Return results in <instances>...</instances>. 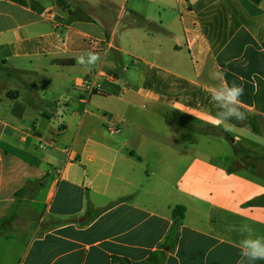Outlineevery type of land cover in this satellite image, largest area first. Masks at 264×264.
Segmentation results:
<instances>
[{"label":"crops","instance_id":"crops-1","mask_svg":"<svg viewBox=\"0 0 264 264\" xmlns=\"http://www.w3.org/2000/svg\"><path fill=\"white\" fill-rule=\"evenodd\" d=\"M141 1L155 12L119 31L66 0H0V264H245L244 225L264 237V0ZM233 83L244 120L192 99ZM227 133L234 166L209 147Z\"/></svg>","mask_w":264,"mask_h":264},{"label":"rangeland","instance_id":"rangeland-1","mask_svg":"<svg viewBox=\"0 0 264 264\" xmlns=\"http://www.w3.org/2000/svg\"><path fill=\"white\" fill-rule=\"evenodd\" d=\"M66 1L70 2L72 4L71 11L75 14V17L78 18L81 16H91L92 18L97 20L101 25H103L106 28L107 27L111 28L115 24H119L118 25V26H120L119 31H122V27L126 23L135 22V21L140 22V20L136 19L135 16L131 12L136 6H139L140 4H142L141 0H115L116 1V2H114L115 5H112L109 7L107 6V0H66ZM142 6L144 7L143 10H145V12H147L148 14H153V12H155V10H156L155 7L151 3H148V2L143 3ZM66 8H68L67 5H66L65 9ZM91 8L92 9L94 8L95 10L96 9L101 10V11H98L97 13L92 12V11H90ZM103 10H105L106 12L109 11L110 19H108L106 21L101 19L100 16L102 15ZM65 14L68 15L67 13H65ZM130 69L134 70L133 67H131ZM160 76L163 78H167V76H165V74H163V72H161ZM169 78H171V76L168 75L167 79H169ZM51 83H52V81L49 80V86L51 85ZM195 99H197L200 102L201 108L204 109L203 105L205 103H203V102L205 99L204 98H201V99L195 98ZM205 109L210 110L208 105H207V108L205 107ZM229 136L232 137V135H230V133L224 134V136H220L221 138L224 139L222 144H220L219 142L209 141L212 143L211 146H209V147H211L216 152V154L213 155V157L216 158V156H217V158H223L218 163H221L224 166H231V165L234 166L235 164L237 165L238 163H241V157H243L242 154H239V152H236L237 150H241V147L238 146V148L235 149V145H232V142L229 139ZM248 137L250 138L249 140H253L257 144H259V146H257V147H260L264 151V135L257 136V135H253V134H248ZM247 144H248L247 140H244L242 142L243 146H247ZM221 154H222V156H221ZM254 159H256V158H254ZM243 173L246 174L247 176H250V177L256 179V180H262L259 173H257L255 170H253L250 167H248V169H244ZM4 245L6 247L8 245V242H5L4 240H0V250H3V251L6 250L4 248ZM14 246H15V244H14Z\"/></svg>","mask_w":264,"mask_h":264},{"label":"clouds","instance_id":"clouds-1","mask_svg":"<svg viewBox=\"0 0 264 264\" xmlns=\"http://www.w3.org/2000/svg\"><path fill=\"white\" fill-rule=\"evenodd\" d=\"M99 56L96 53L88 52L78 58L77 63L82 66H93L97 63ZM244 94L242 86L235 83L231 85L214 88L211 92V99L218 105L217 123L223 121L225 124L232 120H244L246 113L240 109V97ZM245 233L239 242V254L245 264H256L257 261H264V237L255 236L252 230L244 225Z\"/></svg>","mask_w":264,"mask_h":264},{"label":"trees","instance_id":"trees-1","mask_svg":"<svg viewBox=\"0 0 264 264\" xmlns=\"http://www.w3.org/2000/svg\"><path fill=\"white\" fill-rule=\"evenodd\" d=\"M251 1L256 3V4H259L262 0H251ZM62 2L63 1H61V3ZM141 24H142V26H141L142 28L148 29L150 31L153 30L152 29L153 28L152 23L144 21ZM263 47H264V42H263ZM56 62L62 63V61H56ZM152 72L153 71L151 70V73ZM153 75L155 76V72H153ZM258 84H259V92H258L257 97H256L257 98L256 102H257V105L259 106L261 112L264 113V80H258ZM161 85H164L163 82L161 83ZM190 88H191L192 99L194 101H196L197 103L200 104V102L195 98H200V99L204 98L205 100L203 103H205V104L203 106L208 105V107L209 106L211 107V105H212L213 108H217V110L219 111L217 103L216 104L212 103L213 100L211 99V97L208 94L205 95V93H202L199 89H197L193 86H190ZM201 132H204L206 134H219L220 130L207 128V129H201ZM260 201H261V199H255V200L251 201V204H258V203H260ZM184 211H185V209L182 206L174 208L172 215H173V218L176 220L175 221L176 226L178 224V220H181L183 218ZM160 261H161V258L159 257V254L157 253V254H154L151 256V258L149 259V264H158Z\"/></svg>","mask_w":264,"mask_h":264},{"label":"built area","instance_id":"built-area-1","mask_svg":"<svg viewBox=\"0 0 264 264\" xmlns=\"http://www.w3.org/2000/svg\"><path fill=\"white\" fill-rule=\"evenodd\" d=\"M89 45L91 46V51L92 52H96L97 53V52H102L103 51L102 48H101V44L97 40H95L93 38H90ZM82 86L88 87L89 86L88 81L87 80L83 81ZM107 130L109 132H111V133H115V132H117L118 129H117V127H116V125L114 123H109L107 125ZM40 145L42 147H44L42 142L40 143Z\"/></svg>","mask_w":264,"mask_h":264}]
</instances>
